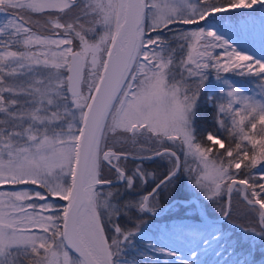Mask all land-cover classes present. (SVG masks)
<instances>
[{"label": "snow or ice", "instance_id": "obj_1", "mask_svg": "<svg viewBox=\"0 0 264 264\" xmlns=\"http://www.w3.org/2000/svg\"><path fill=\"white\" fill-rule=\"evenodd\" d=\"M0 264H264V0H0Z\"/></svg>", "mask_w": 264, "mask_h": 264}, {"label": "flooded vegetation", "instance_id": "obj_2", "mask_svg": "<svg viewBox=\"0 0 264 264\" xmlns=\"http://www.w3.org/2000/svg\"><path fill=\"white\" fill-rule=\"evenodd\" d=\"M151 167L155 168L158 174L163 172V165L161 164L151 165Z\"/></svg>", "mask_w": 264, "mask_h": 264}, {"label": "rangeland", "instance_id": "obj_3", "mask_svg": "<svg viewBox=\"0 0 264 264\" xmlns=\"http://www.w3.org/2000/svg\"><path fill=\"white\" fill-rule=\"evenodd\" d=\"M255 44H256V46H259V36H258V34L256 35Z\"/></svg>", "mask_w": 264, "mask_h": 264}, {"label": "trees", "instance_id": "obj_4", "mask_svg": "<svg viewBox=\"0 0 264 264\" xmlns=\"http://www.w3.org/2000/svg\"><path fill=\"white\" fill-rule=\"evenodd\" d=\"M257 47V49L259 48V46H256Z\"/></svg>", "mask_w": 264, "mask_h": 264}]
</instances>
